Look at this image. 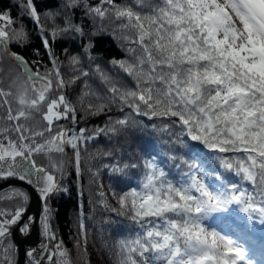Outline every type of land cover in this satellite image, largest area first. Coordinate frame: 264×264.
<instances>
[{
	"label": "snow or ice",
	"instance_id": "obj_1",
	"mask_svg": "<svg viewBox=\"0 0 264 264\" xmlns=\"http://www.w3.org/2000/svg\"><path fill=\"white\" fill-rule=\"evenodd\" d=\"M13 2L17 17L11 9L0 12V181L31 187L41 214H29L27 191L8 186L11 194L0 197L11 204L0 207V264H19L14 234L27 237L33 225L44 242L25 250V264H71L51 207L69 192V165L81 199L85 174L96 186L98 199L89 194L93 212L98 205L133 226L116 242L113 264H253L243 245L206 221L236 206L264 224V0H58L44 10L37 0ZM24 18L34 25L50 67L14 50L31 43ZM102 36L118 40L125 53L108 62L111 71L94 55ZM60 40H79L81 51L65 48L61 59L54 47ZM33 52L41 55L39 48ZM99 117L102 125L85 123ZM134 129L166 135L165 145L197 142L239 181L221 174L215 177L221 183H210L200 165L171 149L174 166L188 169L178 183L155 157L137 163L118 159L119 150L88 153L89 143L101 136L116 138ZM102 158L111 163L93 165ZM137 168L138 188L105 192L99 182L101 169L119 177ZM86 219L81 203L74 246L82 256Z\"/></svg>",
	"mask_w": 264,
	"mask_h": 264
},
{
	"label": "trees",
	"instance_id": "obj_2",
	"mask_svg": "<svg viewBox=\"0 0 264 264\" xmlns=\"http://www.w3.org/2000/svg\"><path fill=\"white\" fill-rule=\"evenodd\" d=\"M124 0H117V3H122ZM131 2V0H127ZM58 0H37V7L40 10L55 8ZM5 9H11V15L15 18L18 14V7L13 0H0V12ZM80 13L77 11L76 18L79 20ZM23 24L27 27L30 33L31 43L23 49L15 48L14 50L22 52L29 61L40 60L45 65H49L48 58L41 44L39 35L34 31V25L29 19L24 18ZM96 47L94 55L100 57L99 62L104 68L111 71L109 61L113 58L122 59L125 53L120 47L118 40L109 36H102L96 38ZM55 52L63 59V50L69 49L70 53L81 51V42L79 40L67 41L60 40L55 44ZM39 48L41 55L39 57L34 55L33 49ZM9 67V65H5ZM43 72V68L39 69ZM125 83L129 81L125 80ZM94 86L99 87L98 82L93 81ZM78 92L79 85L75 86ZM73 89H69V98L75 101V96L72 95ZM113 115H120L114 110ZM147 123V121H145ZM89 127L94 125H102L104 118H92L86 121ZM83 126V125H82ZM168 137L162 136L159 133L153 132L151 129H134L129 131L126 135L109 139L108 137L101 136L96 141L90 142L88 145V153H94L97 149L113 151L119 150L121 153L117 158L122 161H135L139 163L143 158L155 157L157 163L168 174V178L174 183L185 180L187 177L184 175L188 171L183 165L177 169L173 162L168 158L169 150L172 154L183 157L190 163L200 165L209 175L206 179L210 183L219 184L220 181L216 180L217 175H223L226 181L238 182L239 178L231 173L224 172L219 167L217 161L213 159V154L200 146L197 142H189L188 146L182 147L179 145H165L163 140ZM68 157L70 158L71 150H67ZM87 155V153H82ZM39 163L46 164V159L38 157ZM103 163H111L108 158H102L93 161L94 166ZM69 175L65 179V184L69 188V192L60 194L51 201V207L54 209V227L59 237L63 239L65 246L69 250L71 264H84L88 261L89 264H113L115 245L116 242L129 235L133 231V226L129 221L122 217H117L110 212H104L97 205L95 212L92 206L89 205V194L91 192L92 200L95 202L98 199L96 194V186L89 184V177L87 174L83 176L84 196L81 199L77 190V181L74 169L69 165ZM141 180V169H129L126 176H114L108 169L100 170L99 182L104 185V191L110 192L115 190L117 192L127 191L130 188H138ZM2 182V181H0ZM249 187V185H245ZM19 188V187H18ZM22 189V188H21ZM24 190V189H23ZM11 194L9 188L0 192V197H6ZM83 204L84 213L87 217L86 223L88 225V246L87 253L82 256L81 252L74 246L75 236L77 234L76 217L79 211V205ZM109 203L113 206L116 201L109 196ZM0 207L10 208L9 202H0ZM106 220L112 221L105 223ZM206 224L209 228H214L218 232L224 231L225 236L235 240L237 243L244 246L248 257L258 264H264V224H261L258 216L249 218L247 213L241 212L236 206H231L226 212L214 213ZM233 231V233L230 232ZM40 242H44L40 233ZM29 249V248H27Z\"/></svg>",
	"mask_w": 264,
	"mask_h": 264
},
{
	"label": "water",
	"instance_id": "obj_3",
	"mask_svg": "<svg viewBox=\"0 0 264 264\" xmlns=\"http://www.w3.org/2000/svg\"><path fill=\"white\" fill-rule=\"evenodd\" d=\"M9 185H15L27 191L31 197L28 212L33 216H40L41 214V202L37 194L31 189V187L22 184L19 181H2L0 182V192L9 188ZM14 241L19 246V255L17 257L19 264H25L24 252L27 248L37 246L40 243V228L37 225H33L31 234L27 237H22L19 233L14 234Z\"/></svg>",
	"mask_w": 264,
	"mask_h": 264
},
{
	"label": "rangeland",
	"instance_id": "obj_4",
	"mask_svg": "<svg viewBox=\"0 0 264 264\" xmlns=\"http://www.w3.org/2000/svg\"><path fill=\"white\" fill-rule=\"evenodd\" d=\"M230 232L231 233H233V231L232 230H230ZM221 234L222 235H225V233H224V231H221ZM42 242H40L37 246H34V247H36L37 249H38V246L41 244ZM31 248H33V247H31ZM250 258V257H249ZM251 259V258H250ZM255 264V263H254Z\"/></svg>",
	"mask_w": 264,
	"mask_h": 264
}]
</instances>
